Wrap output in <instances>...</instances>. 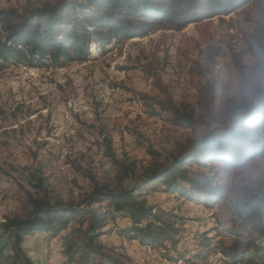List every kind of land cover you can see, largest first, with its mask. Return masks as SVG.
I'll return each instance as SVG.
<instances>
[{
    "label": "rangeland",
    "instance_id": "374dc122",
    "mask_svg": "<svg viewBox=\"0 0 264 264\" xmlns=\"http://www.w3.org/2000/svg\"><path fill=\"white\" fill-rule=\"evenodd\" d=\"M45 2L57 0H0V10L24 12ZM261 26L264 0H249L181 30L156 23L145 36L107 51L94 47L87 58L62 66L48 60L31 67L0 58V233L7 219L23 217L31 208V195L41 196L34 187L39 169L52 198L78 204L95 182L117 185L120 170L106 148L107 135L116 158L134 161L142 172L155 157L163 160L211 132H223L232 122L226 89L259 62L251 45ZM141 93L150 97L148 102ZM166 95L194 108L199 123L183 128L168 115H154L151 98ZM73 103H85L89 110L76 112ZM217 165L191 166L211 173ZM130 184L125 179L124 185ZM147 198L162 217L175 222L178 243L159 241L153 248L117 233L101 236L125 264H231L224 251L251 231L237 214L238 205L227 199L210 210L162 189ZM62 235H28L24 248L35 264H68Z\"/></svg>",
    "mask_w": 264,
    "mask_h": 264
},
{
    "label": "trees",
    "instance_id": "16d2710c",
    "mask_svg": "<svg viewBox=\"0 0 264 264\" xmlns=\"http://www.w3.org/2000/svg\"><path fill=\"white\" fill-rule=\"evenodd\" d=\"M248 2L57 0L24 12L4 9L0 10V58L31 67L46 65L48 60L51 65L62 66L74 59L87 58L94 47L107 51L118 42L145 36L156 23L166 22L181 30L191 22L227 14ZM251 46L258 61H264V26L257 30ZM140 97L145 102L150 98L143 93ZM151 99L149 106L153 114L168 115L173 125L194 128L199 123L194 108L177 104L172 95ZM245 120L256 134H261L258 126L264 125V110L245 113ZM231 129L232 122L223 132H211L163 160L155 157L142 172H137L134 161L126 164L116 158L112 139L107 135L106 148L120 170L119 183L113 186L95 182L92 192L81 204L52 198L48 178L39 169L34 187L41 196L31 195V208L25 215L9 218L3 224L0 264H35L24 248V240L37 233L49 239L64 233L60 241L68 264H125L108 243L100 240L106 234L117 233L130 240L138 238L142 245L153 248L159 241L168 240L176 246L175 222L162 217L157 206L149 203L147 194L162 189L214 210L225 199L220 191L213 190L224 161L205 149L203 143L207 140L215 145ZM212 163L218 165L213 166L211 173L191 166ZM125 179H131L129 186L124 185ZM158 183L165 186L158 188ZM253 197L254 203L248 210L236 206L237 214L244 218L251 231L224 251L231 264H264V186ZM105 202L108 206L95 207ZM73 221L75 224L71 225ZM201 243L205 244L203 240Z\"/></svg>",
    "mask_w": 264,
    "mask_h": 264
},
{
    "label": "clouds",
    "instance_id": "9594fccd",
    "mask_svg": "<svg viewBox=\"0 0 264 264\" xmlns=\"http://www.w3.org/2000/svg\"><path fill=\"white\" fill-rule=\"evenodd\" d=\"M225 96L230 107L231 132L215 145L206 140L203 146L224 161L213 190L248 210L254 203V192L264 186V125L258 126L261 134H256L245 120V113L264 110V61L233 79Z\"/></svg>",
    "mask_w": 264,
    "mask_h": 264
},
{
    "label": "bare ground",
    "instance_id": "6f19581e",
    "mask_svg": "<svg viewBox=\"0 0 264 264\" xmlns=\"http://www.w3.org/2000/svg\"><path fill=\"white\" fill-rule=\"evenodd\" d=\"M70 106V105H69ZM71 107H73V106H71ZM75 107V106H74ZM73 107V108H74ZM75 109V108H74ZM89 110V105H84V106H82L81 108H79L77 111L78 112H80V113H82V112H86V111H88Z\"/></svg>",
    "mask_w": 264,
    "mask_h": 264
},
{
    "label": "built area",
    "instance_id": "2783aa9c",
    "mask_svg": "<svg viewBox=\"0 0 264 264\" xmlns=\"http://www.w3.org/2000/svg\"><path fill=\"white\" fill-rule=\"evenodd\" d=\"M74 105H75V111L77 112V110L79 109V108H81L82 106H84V104L85 103H82V104H76V103H73Z\"/></svg>",
    "mask_w": 264,
    "mask_h": 264
}]
</instances>
